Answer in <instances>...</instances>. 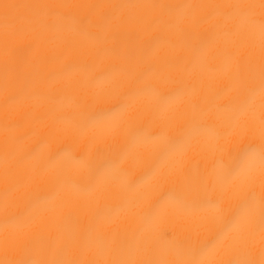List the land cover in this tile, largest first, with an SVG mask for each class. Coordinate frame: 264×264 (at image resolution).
Segmentation results:
<instances>
[{
    "label": "bare ground",
    "instance_id": "obj_1",
    "mask_svg": "<svg viewBox=\"0 0 264 264\" xmlns=\"http://www.w3.org/2000/svg\"><path fill=\"white\" fill-rule=\"evenodd\" d=\"M0 264H264V0H0Z\"/></svg>",
    "mask_w": 264,
    "mask_h": 264
}]
</instances>
